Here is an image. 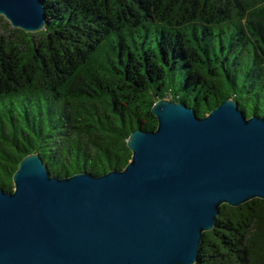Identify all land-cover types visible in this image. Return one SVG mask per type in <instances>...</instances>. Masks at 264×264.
I'll return each mask as SVG.
<instances>
[{"label":"trees","instance_id":"trees-1","mask_svg":"<svg viewBox=\"0 0 264 264\" xmlns=\"http://www.w3.org/2000/svg\"><path fill=\"white\" fill-rule=\"evenodd\" d=\"M47 25L0 19V188L27 155L52 175L121 170L159 100L203 117L228 98L264 117V0H42ZM196 264H264V201L220 208Z\"/></svg>","mask_w":264,"mask_h":264},{"label":"water","instance_id":"water-1","mask_svg":"<svg viewBox=\"0 0 264 264\" xmlns=\"http://www.w3.org/2000/svg\"><path fill=\"white\" fill-rule=\"evenodd\" d=\"M45 30L42 0H0V19ZM126 167L52 175L25 156L0 188V264H196L220 208L264 201V117L228 98L198 117L179 101L151 108Z\"/></svg>","mask_w":264,"mask_h":264},{"label":"rangeland","instance_id":"rangeland-1","mask_svg":"<svg viewBox=\"0 0 264 264\" xmlns=\"http://www.w3.org/2000/svg\"><path fill=\"white\" fill-rule=\"evenodd\" d=\"M6 21V20H5ZM7 22V21H6ZM8 23V22H7ZM3 30L2 29H0V32H2Z\"/></svg>","mask_w":264,"mask_h":264}]
</instances>
